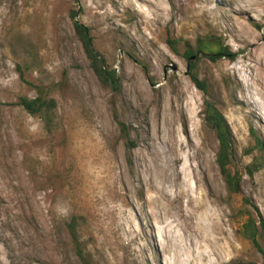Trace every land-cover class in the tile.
Returning <instances> with one entry per match:
<instances>
[{
	"label": "rangeland",
	"instance_id": "374dc122",
	"mask_svg": "<svg viewBox=\"0 0 264 264\" xmlns=\"http://www.w3.org/2000/svg\"><path fill=\"white\" fill-rule=\"evenodd\" d=\"M73 9L120 95L90 68ZM202 39L234 56L191 60L206 93L184 57ZM40 95L58 103L54 134L20 105ZM206 101L232 133L237 195ZM73 218L91 264H264V0H0V264H81Z\"/></svg>",
	"mask_w": 264,
	"mask_h": 264
},
{
	"label": "trees",
	"instance_id": "16d2710c",
	"mask_svg": "<svg viewBox=\"0 0 264 264\" xmlns=\"http://www.w3.org/2000/svg\"><path fill=\"white\" fill-rule=\"evenodd\" d=\"M79 10H71V19L74 26L75 36L81 43L84 53L89 62L90 68L95 74L98 82L103 88L109 90L114 95H120L122 93V80L117 69L112 66L105 56L96 48L95 39L91 30L85 26L79 18ZM170 46L176 50L177 43L175 41H169ZM200 56L210 57L213 61L221 59L222 57L232 58L234 56L227 48L223 47V44L215 39H202L198 41L197 47L194 49H188L184 57L190 61V76L192 82L201 91L206 93L204 83L200 81L196 62H191L194 58L196 61L200 60ZM29 71V66H25ZM20 76L23 80L24 73L21 71ZM20 105L31 116L39 117L44 124L45 131L48 134H54L59 129L57 121L58 103L54 98H47L40 95L35 99H20ZM204 118L207 126L211 128L217 136L219 141V153L217 156L218 165L221 170V174L227 184L228 191L231 194H239L241 189L242 177L238 173L231 171L232 158L234 155L232 144V133L226 121V118L217 108V106L210 102H205ZM121 131L126 135L128 139L127 128L124 124H120ZM128 141V140H127ZM260 140L258 139V142ZM129 149H134L135 145L130 142ZM244 214V213H243ZM244 224L241 228L242 236L247 241H250L256 247L259 246V240L261 238L260 227L257 221L254 219L251 213L243 215ZM79 223L76 218H73L68 224V232L75 246V252L81 262V264H91L88 254L85 248L81 244L79 236Z\"/></svg>",
	"mask_w": 264,
	"mask_h": 264
},
{
	"label": "bare ground",
	"instance_id": "6f19581e",
	"mask_svg": "<svg viewBox=\"0 0 264 264\" xmlns=\"http://www.w3.org/2000/svg\"><path fill=\"white\" fill-rule=\"evenodd\" d=\"M171 153H172V156H173V149L171 150ZM169 155V154H168ZM171 156V155H170ZM174 160V159H173ZM164 164V163H163ZM159 168V167H158ZM170 171H171V169H170ZM170 171H168V170H166L164 173H162L163 175V180L165 181V179L167 180V183H168V185H170L171 186V188L173 187V181H172V177H173V175H171V173H170ZM159 175V174H158ZM163 181V182H164ZM166 183V182H165ZM162 203V202H161ZM170 211V210H169ZM170 213V212H169ZM163 217H164V219H169V217L171 218L172 217V215L170 216V214H168V213H164L163 214Z\"/></svg>",
	"mask_w": 264,
	"mask_h": 264
}]
</instances>
